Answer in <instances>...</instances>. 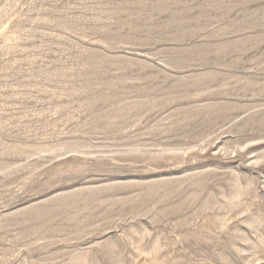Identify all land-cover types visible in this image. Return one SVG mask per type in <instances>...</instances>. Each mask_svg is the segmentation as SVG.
<instances>
[{"label":"rangeland","instance_id":"obj_1","mask_svg":"<svg viewBox=\"0 0 264 264\" xmlns=\"http://www.w3.org/2000/svg\"><path fill=\"white\" fill-rule=\"evenodd\" d=\"M0 264H264V0H0Z\"/></svg>","mask_w":264,"mask_h":264}]
</instances>
